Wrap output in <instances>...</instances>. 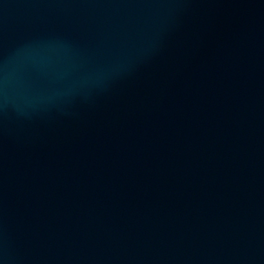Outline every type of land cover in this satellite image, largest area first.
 Here are the masks:
<instances>
[{
  "label": "water",
  "instance_id": "1",
  "mask_svg": "<svg viewBox=\"0 0 264 264\" xmlns=\"http://www.w3.org/2000/svg\"><path fill=\"white\" fill-rule=\"evenodd\" d=\"M0 264H264V0H0Z\"/></svg>",
  "mask_w": 264,
  "mask_h": 264
}]
</instances>
